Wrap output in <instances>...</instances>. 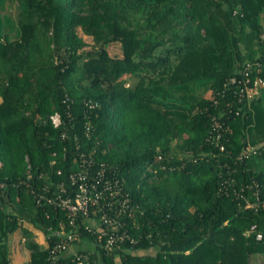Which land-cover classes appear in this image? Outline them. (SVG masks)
Wrapping results in <instances>:
<instances>
[{
  "label": "trees",
  "instance_id": "16d2710c",
  "mask_svg": "<svg viewBox=\"0 0 264 264\" xmlns=\"http://www.w3.org/2000/svg\"><path fill=\"white\" fill-rule=\"evenodd\" d=\"M263 11L264 0H0V264H74L69 251L51 254L68 221L45 197L80 154L137 207L127 225L138 242L110 250L77 220L72 248L91 264L264 258V87L249 109L232 90L218 95L263 58ZM213 116L230 128L223 150L208 140ZM17 229L29 257L14 263Z\"/></svg>",
  "mask_w": 264,
  "mask_h": 264
},
{
  "label": "built area",
  "instance_id": "2783aa9c",
  "mask_svg": "<svg viewBox=\"0 0 264 264\" xmlns=\"http://www.w3.org/2000/svg\"><path fill=\"white\" fill-rule=\"evenodd\" d=\"M263 71L264 56L262 59L247 62L240 75H233L226 79L222 89L218 90V95L224 98L226 91L232 90L236 101L245 103V107L249 109L250 101L258 96L260 88L264 87ZM214 103H218L217 99ZM226 105L229 106L230 103L226 102ZM239 113V110L235 111V114ZM50 119L54 125L60 123L58 113L50 115ZM229 130L227 123L213 116L208 140L223 150L219 140L224 132ZM252 149L250 145L247 146V151ZM242 155L246 156L247 153ZM75 161V169L68 174L69 183L67 185L60 183L58 192L45 197L48 202L65 212L68 221L67 228L65 226L56 232L60 239L51 249V254L66 255L69 251L73 255L71 261L74 264H91L87 254H79L72 248L71 241L75 238L80 239L76 231L77 220L85 219V228L88 231L96 228L99 239L104 238V248L110 250L113 247H120L123 242L130 244L138 242L139 239L131 234L127 225V220L134 216L137 207L124 191L122 182L112 173L107 172L102 164L99 167L96 166L91 157L84 154H80ZM255 195L258 200L259 196L257 193ZM41 197L42 194H40ZM262 205L264 207V203ZM246 206L257 208L249 201H246ZM249 232H255L256 238H261V233L256 231L255 224L251 225Z\"/></svg>",
  "mask_w": 264,
  "mask_h": 264
},
{
  "label": "rangeland",
  "instance_id": "374dc122",
  "mask_svg": "<svg viewBox=\"0 0 264 264\" xmlns=\"http://www.w3.org/2000/svg\"><path fill=\"white\" fill-rule=\"evenodd\" d=\"M9 10L11 14H15L17 12L16 3H9ZM260 22L264 28V11L260 14ZM264 36V34L262 35ZM85 41H87L88 45L86 46L87 49L91 48L92 45V39L90 37H86ZM107 52L109 55L114 57H120L121 54V48L118 43H113L107 46ZM24 226L28 227L33 232L34 239L40 244V246L46 245L45 236L42 233V231L34 228L30 223H24ZM10 254L9 257L12 262H21V261H27L29 257V250L25 248L24 246V239L21 233L20 229H17L13 234L10 236ZM76 244V243H75ZM80 247L84 249H93V244L89 242H84L80 245ZM251 264H264V258H262L259 255H252L251 256Z\"/></svg>",
  "mask_w": 264,
  "mask_h": 264
}]
</instances>
